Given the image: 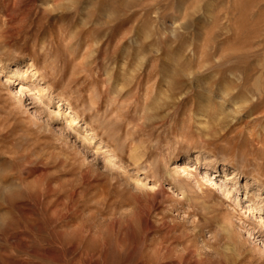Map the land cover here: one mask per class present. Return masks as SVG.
<instances>
[{"label":"rangeland","instance_id":"374dc122","mask_svg":"<svg viewBox=\"0 0 264 264\" xmlns=\"http://www.w3.org/2000/svg\"><path fill=\"white\" fill-rule=\"evenodd\" d=\"M263 86L264 0H0V264H264Z\"/></svg>","mask_w":264,"mask_h":264},{"label":"bare ground","instance_id":"6f19581e","mask_svg":"<svg viewBox=\"0 0 264 264\" xmlns=\"http://www.w3.org/2000/svg\"><path fill=\"white\" fill-rule=\"evenodd\" d=\"M13 65L16 68H19L22 65V61H17ZM245 83H246V81H245ZM166 99L167 100H164L163 98H160L159 102L161 104V108H164L166 106L168 108V110H170V111H172V110L176 111L178 109V107H179V104L182 102V100L180 101L181 98L173 90H171V92L167 95ZM62 107H65V105H64V103L60 102L59 103V109H61ZM72 112L73 111H70L69 113L72 115ZM138 150H139L138 146H135L132 149V155H133V159H134L135 162H139L140 160L143 159V155L140 154L138 152Z\"/></svg>","mask_w":264,"mask_h":264}]
</instances>
